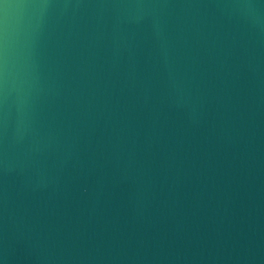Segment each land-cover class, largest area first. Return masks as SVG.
<instances>
[{"label": "water", "instance_id": "95a60500", "mask_svg": "<svg viewBox=\"0 0 264 264\" xmlns=\"http://www.w3.org/2000/svg\"><path fill=\"white\" fill-rule=\"evenodd\" d=\"M50 2L0 264H264V0Z\"/></svg>", "mask_w": 264, "mask_h": 264}, {"label": "clouds", "instance_id": "9594fccd", "mask_svg": "<svg viewBox=\"0 0 264 264\" xmlns=\"http://www.w3.org/2000/svg\"><path fill=\"white\" fill-rule=\"evenodd\" d=\"M16 9L15 24L12 31L8 26V9ZM66 7L50 0H20L15 5H3L0 11V124L4 129L2 155L4 162L10 158L20 159L30 151V147H19L7 135L9 121L12 118V94L28 97L35 90L39 79L37 48L43 40L49 26L51 14L59 8ZM114 9H162V4L146 3L135 0L133 3L101 5ZM243 9L252 10L256 6L242 3ZM34 121L29 117V125ZM41 137L40 141L42 142Z\"/></svg>", "mask_w": 264, "mask_h": 264}]
</instances>
